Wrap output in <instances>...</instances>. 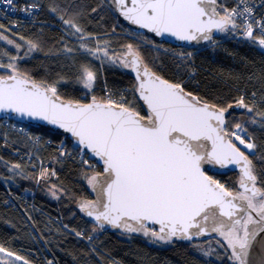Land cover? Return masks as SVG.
Listing matches in <instances>:
<instances>
[{
	"label": "trees",
	"instance_id": "1",
	"mask_svg": "<svg viewBox=\"0 0 264 264\" xmlns=\"http://www.w3.org/2000/svg\"><path fill=\"white\" fill-rule=\"evenodd\" d=\"M23 1L39 5L37 22L13 29L0 17V76L19 74L71 101L101 100L148 116L129 70L127 54H137L156 74L226 112V133L247 155L262 193L263 203L250 202L262 207L264 51L258 42L234 40L237 29L228 25L203 45L157 44L128 29L109 0ZM232 4L221 0L220 16L229 19ZM84 44L110 56L99 62ZM83 67L97 72L91 91L78 85ZM237 102L241 109L228 111ZM4 121L0 118V248L28 264H236L233 244L241 240L236 233L163 241L150 229L99 226L82 211L93 200L91 183L102 171L96 160L59 132L10 120L27 130L22 134ZM210 175L238 193L236 172ZM249 220L248 215L240 226L244 234Z\"/></svg>",
	"mask_w": 264,
	"mask_h": 264
},
{
	"label": "water",
	"instance_id": "2",
	"mask_svg": "<svg viewBox=\"0 0 264 264\" xmlns=\"http://www.w3.org/2000/svg\"><path fill=\"white\" fill-rule=\"evenodd\" d=\"M220 2L109 0L128 29L175 47L206 44L228 26ZM127 58L148 116L101 100L71 101L7 74L0 76V118L59 132L96 160L102 171L82 211L99 226L155 229L163 241L196 240L233 229L250 214L245 236L233 244L235 263L264 264V204L255 208L248 198L259 190L247 155L226 133V112L156 74L139 55ZM213 170L239 173L247 196L231 192Z\"/></svg>",
	"mask_w": 264,
	"mask_h": 264
},
{
	"label": "built area",
	"instance_id": "3",
	"mask_svg": "<svg viewBox=\"0 0 264 264\" xmlns=\"http://www.w3.org/2000/svg\"><path fill=\"white\" fill-rule=\"evenodd\" d=\"M39 10L38 4L21 0H0V17L13 29L35 23ZM228 16L237 29L232 35L234 40L264 43V0H233ZM4 122L6 124V120ZM12 129L27 132L17 123H13Z\"/></svg>",
	"mask_w": 264,
	"mask_h": 264
},
{
	"label": "rangeland",
	"instance_id": "4",
	"mask_svg": "<svg viewBox=\"0 0 264 264\" xmlns=\"http://www.w3.org/2000/svg\"><path fill=\"white\" fill-rule=\"evenodd\" d=\"M28 3V2H26ZM37 22V19L35 20V23ZM233 22H229V25H232ZM98 45H101L103 46V41L100 40V41H97ZM257 47L264 51V44L263 43H259L257 45ZM85 48V49H84ZM82 49L85 50L87 52V54L92 58L94 57L93 59H97L99 62L102 61V58L104 57H109L110 54L108 55L105 54L104 50H100L98 51L97 50V47H91L90 45L88 44H84L82 45ZM105 59V58H104ZM110 59V60H109ZM109 62L111 63H116L118 65V63L113 59V58H108L107 59ZM92 65H93V61H92ZM96 71L92 70V69H89L87 67H83L82 70H81V76L79 78V81H78V85H80L82 88H84L86 91H91L95 85V81H96ZM50 89L52 90H55V88H52L50 87ZM5 123V122H4ZM6 126H10L11 128H13V123L12 122H9L7 119H6ZM18 129V128H16ZM18 131V130H17ZM19 132V131H18ZM20 133H24L23 130H20ZM242 146H244L245 148L251 150V146L248 142H243L241 143ZM80 160H84L83 157H80ZM52 188V187H50ZM49 188V189H50ZM50 192H53L51 194H54L55 190L54 188L53 189H50L49 190ZM263 201V200H262ZM262 201H255L257 203V205H260V203ZM263 203V202H262ZM256 208V207H255ZM259 208V207H258ZM199 246H203V242L201 241L200 245ZM0 262L2 264H28L25 260H23L22 258H20L19 256L9 252V251H6L2 248H0ZM111 264H116V263H111Z\"/></svg>",
	"mask_w": 264,
	"mask_h": 264
},
{
	"label": "flooded vegetation",
	"instance_id": "5",
	"mask_svg": "<svg viewBox=\"0 0 264 264\" xmlns=\"http://www.w3.org/2000/svg\"><path fill=\"white\" fill-rule=\"evenodd\" d=\"M251 170V169H250ZM252 171V170H251ZM253 173V172H252ZM253 181H252V183L254 184V185H256L257 186V183H256V178H255V175L253 174ZM237 177H238V184H239V182L240 181H242L243 180V178H242V176L239 174V173H237ZM239 188V187H238ZM258 193L256 194V195H254V196H248V198H249V200H253L254 202L257 200V201H262V198H261V196H262V193H261V190L258 188ZM235 193H237V192H235ZM238 193L240 194V195H243V196H245L246 194L244 193V192H242V191H240L239 189H238ZM247 196V195H246ZM257 204V203H256ZM249 215V217H250V214H246L245 216H244V218H243V220L238 224V225H236V227L235 228H233V229H230V230H227L226 232V234H233V233H236L237 235H239V236H241V239L245 236V234H246V232H245V234H244V232L240 229V226L242 225V223H243V221H244V219L247 217ZM250 221V220H249ZM249 223V222H248ZM248 225V224H247ZM247 228V227H246ZM235 234V235H236ZM220 235V234H219ZM171 241H173V240H171Z\"/></svg>",
	"mask_w": 264,
	"mask_h": 264
},
{
	"label": "bare ground",
	"instance_id": "6",
	"mask_svg": "<svg viewBox=\"0 0 264 264\" xmlns=\"http://www.w3.org/2000/svg\"><path fill=\"white\" fill-rule=\"evenodd\" d=\"M233 5V4H232ZM27 132H24L23 134H26Z\"/></svg>",
	"mask_w": 264,
	"mask_h": 264
}]
</instances>
